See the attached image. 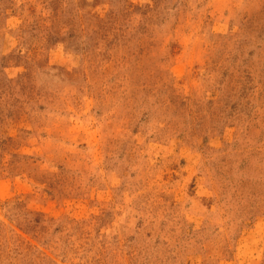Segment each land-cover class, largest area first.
<instances>
[{
    "label": "rangeland",
    "instance_id": "obj_1",
    "mask_svg": "<svg viewBox=\"0 0 264 264\" xmlns=\"http://www.w3.org/2000/svg\"><path fill=\"white\" fill-rule=\"evenodd\" d=\"M0 264H264V0H0Z\"/></svg>",
    "mask_w": 264,
    "mask_h": 264
}]
</instances>
